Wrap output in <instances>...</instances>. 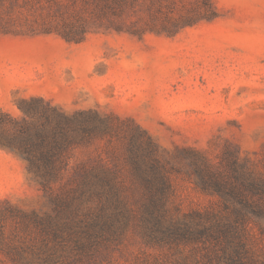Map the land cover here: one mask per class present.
Wrapping results in <instances>:
<instances>
[{"label": "trees", "instance_id": "obj_1", "mask_svg": "<svg viewBox=\"0 0 264 264\" xmlns=\"http://www.w3.org/2000/svg\"><path fill=\"white\" fill-rule=\"evenodd\" d=\"M128 14L138 18L136 34L166 36L218 16L214 0H0V32L21 28L77 42L92 27L117 26ZM21 109V120L0 116V128L12 125L17 134L1 136L0 143L26 161L46 209L0 210V252L12 264H116V253L125 264H145L126 256L131 240L166 249L167 264H264V248L255 249L249 229L253 223L264 243V174L236 151L227 149L213 165L200 151L183 150L186 173L220 198V208L180 217L168 202L170 176L182 167L165 163L133 119L93 109L66 115L39 98ZM96 143H103L102 152L68 175L71 153ZM8 220L29 244L5 243Z\"/></svg>", "mask_w": 264, "mask_h": 264}, {"label": "rangeland", "instance_id": "obj_2", "mask_svg": "<svg viewBox=\"0 0 264 264\" xmlns=\"http://www.w3.org/2000/svg\"><path fill=\"white\" fill-rule=\"evenodd\" d=\"M214 4L216 19L176 36L136 34L138 18L129 14L117 18V26L92 27L77 42L21 28L0 32V116L21 120L24 103L39 98L66 115L93 109L133 119L165 163L182 167L170 176V213L219 210L220 198L186 173L183 150H198L220 165L230 148L264 174V0ZM1 136L17 134L8 125L0 128ZM102 146L73 151L68 175L78 163L94 160ZM7 206L43 211L46 201L21 154L0 143V210ZM4 226L5 243H30L11 220ZM249 229L261 251L258 228L251 223ZM128 244L130 261L170 260L166 249ZM115 258L116 264L126 263L120 254ZM0 264L12 263L0 252Z\"/></svg>", "mask_w": 264, "mask_h": 264}]
</instances>
